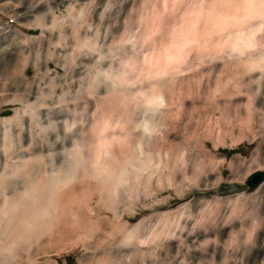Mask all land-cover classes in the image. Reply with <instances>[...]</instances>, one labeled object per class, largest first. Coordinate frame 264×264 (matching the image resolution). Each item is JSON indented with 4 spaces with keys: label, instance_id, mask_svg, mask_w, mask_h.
I'll return each instance as SVG.
<instances>
[{
    "label": "rangeland",
    "instance_id": "1",
    "mask_svg": "<svg viewBox=\"0 0 264 264\" xmlns=\"http://www.w3.org/2000/svg\"><path fill=\"white\" fill-rule=\"evenodd\" d=\"M90 1L0 0V37L8 40L0 50L13 40L30 59L0 87V177L14 179L0 188V264H99L117 225L138 227L142 241L205 202L217 227L195 237L196 246L216 236L220 246L227 241L228 264H262L264 181L253 193L244 181L264 172V125L259 132V115L258 134L238 141L217 130L239 123L232 110L230 119L220 116L224 105L244 117L241 77L264 113V0H112L108 20L100 16L108 0ZM76 5L90 7L101 30L94 54L71 68L63 59L71 45L47 51L56 36L33 18L53 12L65 22ZM248 54L255 65L244 64ZM237 66L240 82L232 79ZM49 82L52 99L41 102ZM191 159L205 162L206 173L181 188L179 177L193 175ZM251 209L254 225L243 218Z\"/></svg>",
    "mask_w": 264,
    "mask_h": 264
},
{
    "label": "bare ground",
    "instance_id": "2",
    "mask_svg": "<svg viewBox=\"0 0 264 264\" xmlns=\"http://www.w3.org/2000/svg\"><path fill=\"white\" fill-rule=\"evenodd\" d=\"M26 1L28 2V0ZM33 1L34 3L42 5L41 1L43 0ZM90 2H92V0ZM16 5L19 9L18 5L20 4ZM16 5L14 7H16ZM112 6V0H108L106 6V9H108V11L105 16L103 11V13L100 15L101 18L106 17L108 20V18L110 17V9L112 8ZM89 12H92L93 14V10L90 9V7L87 8L82 7L81 5H76V7L70 8L69 18L65 22L58 21L53 12H51L48 16L43 13L37 14L33 18L35 22L34 25L41 28L43 34L56 36L55 43H52V38L48 39L46 49L47 51L48 49H51L53 51L58 49L59 51L63 52L66 50V46L68 44L71 45V56L68 57L67 55H64L63 57L66 62L68 59L70 60L71 68H74L77 65L75 63H77L78 59H80L87 53L93 55L96 50L97 34L100 32L101 29L98 25L93 22L94 18ZM23 15L25 16L24 12ZM126 27L127 24L125 23L123 31ZM103 31L105 33V31L107 30L103 29ZM0 40H5V38L0 37ZM7 41L8 40H5V43ZM26 41L21 43L22 46H25L24 43H27ZM24 54L25 52L22 49L18 48V46L13 40H10V44H8L4 49L0 50V70H5V73L3 74V76H1L4 78H0V87H7L8 85H11L12 81L16 77L21 75L24 69V65L28 63V60H30ZM118 58L120 62L125 59L122 53L119 54ZM31 59L34 62L35 67L37 68L40 59L39 52L35 51ZM243 62L247 66L255 65V58L251 54H248L244 57ZM240 74L241 70L237 66L236 73L233 75L232 79L236 81L239 78L238 82H240L241 79H244L242 81V87H244L243 90L247 94V98H249V100H247V104H245L246 107H244V117L238 113V107H225L224 105L223 110L218 109V111L221 112V117H228V119H230L231 116L229 113L231 110L237 116L239 123L236 127L233 128L231 126H226L218 128L217 130L218 136L222 137L223 135H229V138H234V141H238L239 139L244 138L247 134H250L251 136H256L258 134V131L252 127V123L253 121L255 122L257 120L259 115L261 117V127L258 129L260 130L259 132H263L264 125V113L259 114V112L256 111L255 106H253L254 94L248 92L250 91L249 87L251 86V84L249 82H245V78L243 77H241L240 79V76H242ZM45 76L46 73H42L40 76H38L37 82H43ZM53 89L54 86L51 82H49L46 89L47 93L42 94L41 102L50 101L52 99L50 91ZM222 91L224 94L227 93L225 89H223ZM27 96L29 95H20V97ZM13 101H16L15 97L13 98ZM35 108L37 107L35 106ZM250 108H253V110ZM225 109L227 110L226 113ZM199 151L203 152L204 155H206V151L203 147L201 148V145L199 147ZM205 157L208 158L207 162H209L210 160V168L211 166H217V162L216 164L214 162L216 160L209 157L208 154ZM253 161L257 162L256 159H253ZM183 167L185 168L184 165ZM256 168H263V166L260 163H257ZM192 169L193 170L190 171V174L193 175L188 176L182 174L179 177V181L178 183H176V185H181L180 187L182 188L184 186H188V184L191 182L197 183L198 179H201V176L206 173V163L203 162L201 159H195L192 163ZM196 169H198V171L195 172ZM208 175H210V172L207 173V176ZM13 184V177H8L5 182H3L0 177V188L10 187L13 186ZM217 204L218 203H216V205ZM220 211L221 208L218 207L217 212L220 213ZM233 212L235 211L232 210L231 213ZM214 218H217V215L212 209L210 210L208 203L205 202L201 205V207H199V210L197 212H192L187 209L179 217L177 216L175 221H172L171 223H168L166 225H162L161 227H158V229L155 231L150 230V238H144L142 241H139L141 233L138 227H133L130 230L127 227V223L117 225L108 242V246L111 247L106 248L104 252L99 255V264H228L231 261V256L228 254L229 247L227 245V241L225 243V246H220L217 237L213 236L211 238L208 237L200 240L199 243L197 242L198 245L196 246L195 239H199L195 237H200V235L203 234L207 235L209 233L210 228L213 229L214 227H217L216 223L214 222ZM243 218L248 222H253V225L254 223L257 224L258 221L255 209H251L246 216H243ZM188 219L190 220L189 226H187L186 223ZM261 223L262 221L259 222V227ZM161 231H164L167 237H161V235H159V232ZM249 234L251 235V232H249ZM170 239H173L176 244L174 245L173 250H170L171 243L168 242ZM235 241H238L237 233ZM209 245L212 246L211 249L208 248ZM215 249L222 251V255L220 258L215 255ZM194 255L199 256L200 258L195 257ZM202 256L203 258H201ZM194 258H197V260H194ZM86 264H88V262ZM262 264H264V260L262 261Z\"/></svg>",
    "mask_w": 264,
    "mask_h": 264
},
{
    "label": "water",
    "instance_id": "3",
    "mask_svg": "<svg viewBox=\"0 0 264 264\" xmlns=\"http://www.w3.org/2000/svg\"><path fill=\"white\" fill-rule=\"evenodd\" d=\"M264 179V174L261 172H256L252 176H250L247 181L246 185L249 188V191H253Z\"/></svg>",
    "mask_w": 264,
    "mask_h": 264
}]
</instances>
